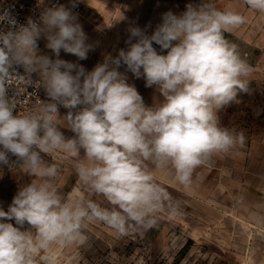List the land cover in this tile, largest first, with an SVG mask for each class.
<instances>
[{
    "label": "clouds",
    "instance_id": "9594fccd",
    "mask_svg": "<svg viewBox=\"0 0 264 264\" xmlns=\"http://www.w3.org/2000/svg\"><path fill=\"white\" fill-rule=\"evenodd\" d=\"M244 3L264 14V0ZM37 6H42L38 18L29 17L26 24H18L11 7L0 11V25H6L0 28V165H18L39 178L21 187L7 211L0 208V264H54L53 247L83 245L85 230L95 222L121 237L157 227L166 208L173 215L178 211L157 172L170 169L189 189L197 168L243 148L246 140L219 118L249 92L252 66L225 35L246 23L243 14L221 10L210 0L189 3L180 15L164 13L150 36L130 27L128 49L88 72L59 58L63 50L84 60L93 50L72 11L77 0L71 8L44 0ZM41 38L55 59L39 54ZM121 65L143 77L146 87L155 85L162 102L146 106L118 71ZM20 84L42 87L48 100H40L37 111L18 114ZM61 106L68 109L63 117ZM61 118L74 133L71 138L60 130ZM54 153L74 158L79 181L108 206L62 195L52 182L59 169L44 158Z\"/></svg>",
    "mask_w": 264,
    "mask_h": 264
},
{
    "label": "rangeland",
    "instance_id": "374dc122",
    "mask_svg": "<svg viewBox=\"0 0 264 264\" xmlns=\"http://www.w3.org/2000/svg\"><path fill=\"white\" fill-rule=\"evenodd\" d=\"M81 1L86 10L72 11L93 50L84 60L63 50L59 58L78 63L88 72L106 58L117 57L121 49H128L130 27H139L150 36L162 23L164 13L180 15L187 4L201 3V0ZM210 2L221 10H234L246 17L244 25L225 35L239 46L252 66L249 92L241 93L236 102L219 113L222 126L243 132L244 147L216 155L197 168L189 189L175 180L170 169L157 172L158 182L178 204L175 215L166 208L158 215L157 227L123 237L103 223H92L85 230L88 239L83 245L53 247L50 255L54 264H264V14L249 9L244 0ZM46 43L43 38L38 41L39 54L55 59ZM153 47L166 54L159 45L153 43ZM118 71L137 89L146 106L162 102L155 85L146 87L145 79L136 78L125 65ZM43 97L48 100L44 89ZM67 112L68 109L59 108L60 117ZM60 126L62 132L70 130L63 118ZM71 159L63 156L60 162L67 165L64 171L67 175L75 173ZM56 187L66 197L83 196L108 206L102 197L90 193L78 177L72 184L64 179L62 186Z\"/></svg>",
    "mask_w": 264,
    "mask_h": 264
},
{
    "label": "built area",
    "instance_id": "2783aa9c",
    "mask_svg": "<svg viewBox=\"0 0 264 264\" xmlns=\"http://www.w3.org/2000/svg\"><path fill=\"white\" fill-rule=\"evenodd\" d=\"M59 3L64 4L71 8V0H48L47 4ZM38 0H0V11L5 8L11 7L12 14L15 16L18 24H26L27 19L32 17L37 19L39 13L42 11V6L38 7ZM86 5L77 0V6L72 10L76 13H83L86 10ZM0 28H6V25H0ZM17 72L23 75L24 70L22 67L17 68ZM32 79L38 80L39 77L33 74ZM20 93L18 97V114H28L30 112L37 111L40 107L39 101H44L43 88H37L35 86L26 87L23 84L18 85ZM16 91V86L13 85L9 88V96L13 95Z\"/></svg>",
    "mask_w": 264,
    "mask_h": 264
},
{
    "label": "crops",
    "instance_id": "0c3cea01",
    "mask_svg": "<svg viewBox=\"0 0 264 264\" xmlns=\"http://www.w3.org/2000/svg\"><path fill=\"white\" fill-rule=\"evenodd\" d=\"M62 131V129H60ZM65 137L71 138L74 133L71 132V130H65L63 132ZM83 155V152L81 153ZM63 156H65L62 153H54L53 158L51 157H44L49 163H55L59 169V175L56 177L52 182L55 184V186H62L64 179L65 183L72 184L74 181H76L77 175L76 173H73L70 175L64 173L68 169L67 165H63L60 162H63ZM10 163H14L16 161V157L10 155ZM74 162L75 167V159L72 158L71 162ZM71 170H73V166L70 167ZM69 177L68 180H66ZM39 178L29 176L26 173H24L18 165H14L13 167H9L7 165H0V208L7 211L9 205L12 203L13 198L16 196L18 191L21 189V187L31 183L32 181H38ZM14 224V221H9Z\"/></svg>",
    "mask_w": 264,
    "mask_h": 264
}]
</instances>
